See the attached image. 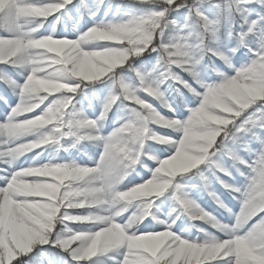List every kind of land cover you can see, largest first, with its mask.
<instances>
[{"label": "snow or ice", "instance_id": "1", "mask_svg": "<svg viewBox=\"0 0 264 264\" xmlns=\"http://www.w3.org/2000/svg\"><path fill=\"white\" fill-rule=\"evenodd\" d=\"M0 264H264V0H0Z\"/></svg>", "mask_w": 264, "mask_h": 264}, {"label": "rangeland", "instance_id": "2", "mask_svg": "<svg viewBox=\"0 0 264 264\" xmlns=\"http://www.w3.org/2000/svg\"><path fill=\"white\" fill-rule=\"evenodd\" d=\"M3 87H4V85H3V84H0V90H2V89H3Z\"/></svg>", "mask_w": 264, "mask_h": 264}]
</instances>
